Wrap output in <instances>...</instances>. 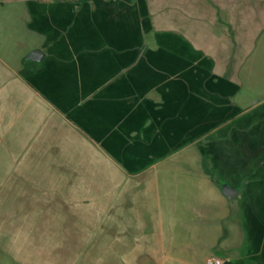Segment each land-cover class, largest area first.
Segmentation results:
<instances>
[{"label":"crops","instance_id":"obj_1","mask_svg":"<svg viewBox=\"0 0 264 264\" xmlns=\"http://www.w3.org/2000/svg\"><path fill=\"white\" fill-rule=\"evenodd\" d=\"M5 164L195 180L161 192L155 244L124 236L123 259L264 264V0H0V178ZM207 164L261 200L228 222L240 190Z\"/></svg>","mask_w":264,"mask_h":264},{"label":"rangeland","instance_id":"obj_2","mask_svg":"<svg viewBox=\"0 0 264 264\" xmlns=\"http://www.w3.org/2000/svg\"><path fill=\"white\" fill-rule=\"evenodd\" d=\"M208 150L199 144L192 154L203 156ZM20 165L5 164L0 178V264H149L144 259H123V237L131 245L143 244L136 251L153 246L161 233L156 228L162 216L161 192L198 191L199 184L179 176L108 180L102 171L96 179L75 180L69 165L65 176L31 179L22 176ZM205 167L218 186L227 182L240 190L230 202L233 212L228 222L239 218L240 203L261 200L262 191H253L248 180L231 178L233 169H225L226 179L221 180L210 164ZM170 219L168 214L165 222ZM126 222L133 227L123 228Z\"/></svg>","mask_w":264,"mask_h":264},{"label":"water","instance_id":"obj_3","mask_svg":"<svg viewBox=\"0 0 264 264\" xmlns=\"http://www.w3.org/2000/svg\"><path fill=\"white\" fill-rule=\"evenodd\" d=\"M27 58L33 61H40L43 58V53L40 50H34L28 55ZM221 191L222 194L229 200L233 199L238 194V191L236 189L226 184L222 186Z\"/></svg>","mask_w":264,"mask_h":264},{"label":"built area","instance_id":"obj_4","mask_svg":"<svg viewBox=\"0 0 264 264\" xmlns=\"http://www.w3.org/2000/svg\"><path fill=\"white\" fill-rule=\"evenodd\" d=\"M206 264H225V263L219 258L212 257L206 260Z\"/></svg>","mask_w":264,"mask_h":264},{"label":"trees","instance_id":"obj_5","mask_svg":"<svg viewBox=\"0 0 264 264\" xmlns=\"http://www.w3.org/2000/svg\"><path fill=\"white\" fill-rule=\"evenodd\" d=\"M225 264H228V263H225Z\"/></svg>","mask_w":264,"mask_h":264}]
</instances>
